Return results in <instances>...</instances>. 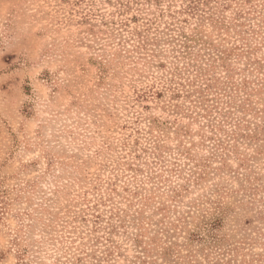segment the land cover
I'll use <instances>...</instances> for the list:
<instances>
[{"label": "rangeland", "instance_id": "obj_1", "mask_svg": "<svg viewBox=\"0 0 264 264\" xmlns=\"http://www.w3.org/2000/svg\"><path fill=\"white\" fill-rule=\"evenodd\" d=\"M0 264H264V0H0Z\"/></svg>", "mask_w": 264, "mask_h": 264}]
</instances>
